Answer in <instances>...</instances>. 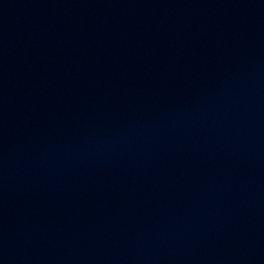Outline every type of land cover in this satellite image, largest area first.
Segmentation results:
<instances>
[{
	"label": "water",
	"instance_id": "1",
	"mask_svg": "<svg viewBox=\"0 0 264 264\" xmlns=\"http://www.w3.org/2000/svg\"><path fill=\"white\" fill-rule=\"evenodd\" d=\"M0 264H264V0H0Z\"/></svg>",
	"mask_w": 264,
	"mask_h": 264
}]
</instances>
